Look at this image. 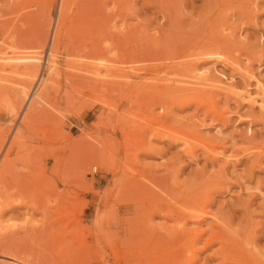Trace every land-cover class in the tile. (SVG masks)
<instances>
[{"label":"rangeland","instance_id":"374dc122","mask_svg":"<svg viewBox=\"0 0 264 264\" xmlns=\"http://www.w3.org/2000/svg\"><path fill=\"white\" fill-rule=\"evenodd\" d=\"M59 1L0 0V264L264 261V111L238 96L256 93L249 72L264 83V0H98L87 19L68 0L54 48ZM214 44L229 65L190 64ZM28 64L40 96L14 113ZM146 194L211 213L178 240L163 215L141 223ZM215 218L239 251L207 244Z\"/></svg>","mask_w":264,"mask_h":264},{"label":"bare ground","instance_id":"6f19581e","mask_svg":"<svg viewBox=\"0 0 264 264\" xmlns=\"http://www.w3.org/2000/svg\"><path fill=\"white\" fill-rule=\"evenodd\" d=\"M85 1V2H84ZM97 1L98 0H96V1H94V0H83L82 1V3H83V6L80 4V6H82L81 7V13H80V11H79V14L81 15V16H90L89 15V13L91 12V9L90 8H92V4L94 5V4H96L97 3ZM102 1V0H101ZM67 2H69L68 0H60L59 1V6H58V11H57V16H56V20H55V22H54V24H53V28H52V35H51V37H50V43H51V45H54V48L56 47V45L59 43V40H60V38H61V35H62V33H61V29H62V27L65 25V21H66V18H67V8H68V5H67ZM94 2H96V3H94ZM99 2V1H98ZM81 3V2H80ZM79 6V7H80ZM90 6V7H89ZM95 6V5H94ZM98 8V7H97ZM93 9V8H92ZM94 9H96V8H94ZM93 12V11H92ZM95 14V13H94ZM80 16V17H81ZM79 17V16H78ZM85 17V18H86ZM85 18H83V19H85ZM76 19V18H75ZM80 19H82V17L80 18ZM87 19V18H86ZM77 21V20H76ZM83 21V20H82ZM91 21V20H90ZM78 22H80V21H78ZM86 22V21H85ZM85 22H84V24H85ZM97 23H98V21H97ZM101 23V22H100ZM79 24V23H78ZM80 24H83V23H81L80 22ZM91 25V24H90ZM93 25V24H92ZM97 25V24H96ZM100 25H103V24H100ZM89 26V25H88ZM87 26V27H88ZM91 27V26H90ZM79 28V27H78ZM85 29V28H84ZM95 29V28H94ZM86 30V29H85ZM91 30V29H90ZM96 30V29H95ZM95 30H91L92 32L93 31H95ZM82 31H83V29H82ZM98 31V30H97ZM77 32V31H76ZM88 32V31H87ZM82 33V32H81ZM85 35H88V34H85ZM45 36V35H44ZM84 36V35H83ZM89 36V35H88ZM120 36V35H119ZM121 37H123V35H121ZM46 39V38H45ZM154 39V38H153ZM44 40V39H43ZM217 40L218 39H216V42H217ZM219 41V40H218ZM155 42V41H154ZM215 42V43H216ZM219 43V42H218ZM217 43V44H218ZM216 44H214V46H215ZM220 46H221V43L219 44ZM218 45V46H219ZM213 46V47H214ZM219 46V48L221 49L222 47H220ZM39 47V46H38ZM212 46L210 47V48H204V49H202V50H198V52H196V53H192L193 55H191V53L190 54H188V55H191V57L192 56H194V55H196L197 56V58H196V60L194 59V57H190L191 58V60H193L192 61V63H190L191 65H195V63L199 60V61H201V59H203V58H215V60L216 59H218L219 58V60H220V62H223L224 63V61L227 63V60L225 59V58H227V57H221L222 55H224L225 56V54H223L222 53V55H221V53H220V50L218 49V47H214L213 48ZM187 49V48H186ZM198 49V48H197ZM200 49V48H199ZM55 50V49H54ZM194 50V49H193ZM91 51V50H90ZM221 51H223V49H221ZM225 52V51H224ZM34 53V52H33ZM92 53V52H91ZM183 53H185V52H183ZM226 53V52H225ZM31 54V53H30ZM177 55H179L178 53H177ZM227 55V54H226ZM52 56V55H51ZM51 56H50V58H51ZM34 56L32 55H30L29 57H27L29 60L31 59H34L33 58ZM176 57V56H175ZM54 58V57H53ZM174 58V57H173ZM181 58V57H180ZM232 58V57H231ZM12 59V58H11ZM86 59V58H85ZM186 59V58H185ZM51 60H52V58H51ZM175 60H177V59H175ZM180 60V59H179ZM195 60V61H194ZM205 61H207L206 59H204ZM218 60V61H219ZM232 59H230V61H231ZM42 61V60H41ZM198 61V62H199ZM203 61V60H202ZM30 62V61H29ZM33 62V61H32ZM111 62V61H110ZM113 62V61H112ZM174 62V61H173ZM184 62V61H183ZM185 62H186V60H185ZM184 62V63H185ZM197 62V63H198ZM28 63V62H27ZM119 63V62H118ZM181 63V62H180ZM222 63V64H223ZM230 63V62H229ZM232 63H233V60L231 61V65H232ZM122 64V63H121ZM175 64V63H174ZM186 64H189V61L186 63ZM225 64V63H224ZM240 64V63H239ZM31 65V64H30ZM193 65V66H194ZM227 65H229L228 63H227ZM233 65H235V64H233ZM175 66V65H174ZM190 66V65H189ZM188 66V67H189ZM76 67V66H75ZM78 67V66H77ZM88 67V66H87ZM112 67V66H111ZM235 67V66H234ZM114 69H116V67H113ZM168 68V67H167ZM172 68V67H171ZM195 68V67H194ZM47 69H48V67H47ZM97 69V68H96ZM95 69V70H96ZM107 70L106 71H109V70H111L109 67H107L106 68ZM178 69V68H177ZM238 69V68H237ZM90 70V69H89ZM123 70V69H122ZM166 70H169V69H166ZM179 70V69H178ZM182 70V69H181ZM194 70H196V69H193V71ZM235 70V69H234ZM113 71L114 70H112V73H113ZM174 71H175V69H174ZM16 72V71H15ZM97 72V71H96ZM95 72V73H96ZM110 72V71H109ZM119 72V71H118ZM173 72V71H172ZM233 72V71H232ZM235 72V71H234ZM241 72V71H240ZM243 72H245V71H243ZM252 72V71H251ZM21 73H23V72H21ZM25 73V76H26V80L24 81V82H26V84L24 83V86L23 85H20V89H18L19 91H18V93H20V101L19 102H17L16 103V105H13L12 106V111L11 112H18V109H20L19 108V106L21 107V103L25 100V101H28L29 102V104H31L32 103V99L35 97L34 95H36V96H38L39 95V87L42 85V82H41V76L38 74V65H33V66H29V64H28V67H27V71L26 72H24ZM23 73V74H24ZM116 73V75H117V71L115 72ZM128 72H126V74H127ZM194 73V72H193ZM111 74V73H110ZM119 74V73H118ZM125 74V73H124ZM176 74V73H175ZM120 75V74H119ZM172 75V74H171ZM179 75V74H178ZM238 75V74H237ZM124 77H125V75H123ZM110 77H111V75H110ZM171 77H174V76H171ZM192 77V76H191ZM245 77H247L249 80H250V78L252 79H254L255 78V81H256V85H255V90H256V93L255 94H252V91L250 92L247 88H245V90L241 93V94H239L238 96H240V98H242V100H247L246 101V103L248 102L249 103V105H253V104H257L258 106H259V109L260 110H262V111H264V83H262L261 81H259L258 79H256V77H254V75L253 74H251L250 72H249V74L246 76L245 75ZM127 78H128V76H127ZM168 78V77H167ZM193 78V77H192ZM3 79V78H2ZM168 79H170V78H168ZM18 80H20V79H18ZM179 80H180V78H179ZM196 80V79H195ZM23 81V80H22ZM175 81H177V79L175 80ZM181 81V80H180ZM16 82V81H15ZM19 82V81H18ZM37 82V84H36V86L35 87H37V85H38V88H35L34 90H32V86H33V84L34 83H36ZM106 82V81H105ZM112 82V81H111ZM119 82V81H118ZM174 82V81H173ZM178 82V81H177ZM176 82V83H177ZM190 82V81H189ZM19 83H22V82H19ZM113 83V82H112ZM122 83V82H121ZM171 83V82H170ZM175 83V82H174ZM175 83V84H176ZM179 83V82H178ZM184 83V82H183ZM194 83H195V81H194ZM194 83H193V85H194ZM197 83V82H196ZM249 83V82H248ZM188 84V83H187ZM191 84V83H190ZM199 84H201V83H199ZM199 84H198V86H199ZM255 84V83H254ZM26 85V86H25ZM35 85V84H34ZM174 85V84H173ZM208 85V84H207ZM44 86V85H43ZM113 86H114V84H113ZM119 86V85H118ZM118 86H114V87H118ZM185 86V85H184ZM209 86V85H208ZM177 87H179V86H177ZM183 87V86H182ZM182 87H179L180 89L182 88ZM186 87V86H185ZM185 87L184 88H182V89H185ZM54 88V87H53ZM173 88H175V87H173ZM179 88H177V89H179ZM187 88V87H186ZM193 89H194V87H192ZM192 88H190V89H192ZM198 88V87H197ZM240 89V88H239ZM247 89V90H246ZM185 90H187V89H185ZM201 90V89H200ZM255 92V91H254ZM253 92V93H254ZM10 96V95H9ZM40 96V95H39ZM37 98V97H36ZM11 100V99H10ZM19 100V99H18ZM40 100V99H39ZM44 100V99H43ZM43 100H41L42 102H43ZM5 102H8V100L7 101H5ZM34 102H36V100H34ZM9 103V102H8ZM41 103V102H40ZM40 103H39V105H40ZM14 104V103H13ZM28 104V106L30 107V105ZM38 106V105H37ZM257 106V107H258ZM29 107H28V110H29ZM34 107V106H33ZM32 107H30V109H31ZM38 108V107H37ZM88 108H90V107H88ZM33 109H35V108H33ZM26 110H27V108H26ZM32 110V109H31ZM46 110V109H45ZM34 111V110H33ZM40 111V110H39ZM261 111V112H262ZM26 112V111H25ZM31 111H29V113H30ZM37 112V111H36ZM42 111H40V113H41ZM48 112V111H47ZM22 113H24V112H22ZM27 113V115H29V113L28 112H26ZM25 113V114H26ZM43 113H45L44 111H43ZM50 113V112H49ZM262 113H264V112H262ZM13 114V113H12ZM25 114H23L24 116H25ZM42 115V114H41ZM44 115V114H43ZM24 116H22L21 118H24ZM27 117H32L31 115L30 116H27ZM35 117V116H34ZM46 117V116H45ZM26 118V117H25ZM56 118V117H55ZM31 119V118H30ZM29 119V120H30ZM41 119V118H40ZM24 121H25V119H23ZM26 120H28V119H26ZM37 121V120H36ZM27 122V121H26ZM25 122V123H26ZM38 122V121H37ZM36 123V122H35ZM24 124V123H23ZM21 131H22V129L20 130V131H18L17 132V139L19 138V135L21 134ZM53 131V130H52ZM52 131H50V132H52ZM55 131V130H54ZM53 131V132H54ZM59 131V130H58ZM41 132V131H40ZM43 134V133H42ZM183 134V133H182ZM40 135V134H39ZM38 135V136H39ZM56 135H58L57 134V132H56ZM60 135V134H59ZM94 138V137H93ZM16 139V140H17ZM185 138H183V141H185V142H182L183 144H185L184 146H188V148L187 149H189V148H191V144H190V142L188 141L189 139H187V140H184ZM193 139L194 140H199L200 139V137L198 138H196V137H193ZM20 140V139H19ZM182 140V139H181ZM202 140V139H201ZM18 141V140H17ZM186 141L187 142H189L188 144L186 143ZM73 142V141H72ZM71 142V143H72ZM205 142V141H204ZM210 142V141H209ZM75 143V142H74ZM77 143V142H76ZM201 143H202V145H205V147L204 148H207L206 150H209L212 154H215V149H214V145L213 144H211V143H207V142H205V143H203V141H201ZM19 144V143H18ZM187 144V145H186ZM75 145V144H74ZM77 145V144H76ZM91 144H89L88 146H90ZM66 148V147H65ZM186 148V147H185ZM259 148V147H258ZM93 149V148H92ZM10 150V149H9ZM73 150V149H72ZM86 150V149H85ZM69 151V150H68ZM95 151V150H94ZM93 151V152H94ZM145 151H147V150H145ZM191 151H192V149H191ZM260 151L262 152V148H260ZM92 152V151H91ZM72 153V152H71ZM187 153H189V152H187ZM191 153V152H190ZM89 155H92V154H89ZM94 155V154H93ZM77 157V156H76ZM90 157V156H89ZM3 166V165H2ZM1 167V166H0ZM1 174H3V173H1ZM1 174H0V177H1ZM2 178V177H1ZM1 181V180H0ZM1 182H3V181H1ZM0 182V183H1ZM160 182V181H159ZM144 185V184H143ZM143 185H141V186H143ZM218 185V184H217ZM145 186V185H144ZM214 186V185H213ZM220 186V185H219ZM169 187V186H168ZM162 188V187H161ZM163 189H167V188H163ZM169 190H172V188L171 189H169ZM219 190V189H218ZM143 192V191H142ZM141 192V193H142ZM149 192H151V191H149ZM149 192L147 193V194H149ZM193 192V191H192ZM201 193V192H200ZM142 194H144V193H142ZM146 194V195H147ZM179 194V193H178ZM181 194V193H180ZM193 194V193H192ZM156 195V193H154V196ZM170 195V194H169ZM147 196H149V197H151V194L150 195H147ZM158 196V195H157ZM143 197H145V196H143ZM143 197H141V198H143ZM160 197V196H159ZM158 197V198H159ZM181 197V196H180ZM187 197V196H186ZM201 197V196H200ZM209 197V196H208ZM207 197V198H208ZM155 198V197H154ZM157 198V197H156ZM156 198H155V200H156ZM176 198H177V196H176ZM185 198V197H184ZM193 198H194V196H193ZM146 199H148V197L146 198ZM150 200H146V202L143 204V203H140V209H138L137 208V210H140L141 212L143 211V212H145L146 213V215H145V213L143 214V215H145L144 217H140L141 218V223L144 225V222L146 223V224H151L152 223V220H153V217L155 216V215H159V216H162L163 215V217H164V219H167V220H170V221H172V225H171V229H172V231H174V232H178L177 233V236H175L174 235V237L176 238V239H178V240H180V234H179V232H181V231H183L184 230V227H185V225H186V223H187V221H190V220H193V221H195L194 223H195V225H196V227L199 225V223L200 222H203L204 221V219L206 218V217H208L209 215H210V213L211 212H207V210L205 211V206L204 205H200L199 203H198V205H197V203L196 204H193V203H191L190 202V204L191 205H182V203L181 202H175V204H172V203H166V202H163L164 200H163V198H162V200H160V203H158L157 201L158 200H154L153 199V196L151 197V198H149ZM178 199V198H177ZM192 199V198H191ZM196 198H194L193 199V201L195 200ZM199 199V198H198ZM169 200V199H168ZM176 200V199H175ZM183 200V199H182ZM190 200V199H189ZM205 200V199H204ZM141 201V200H140ZM142 201H144L143 199H142ZM183 201H185V200H183ZM207 201V200H206ZM163 202V203H162ZM168 202V201H167ZM171 202H173V201H171ZM195 202H198V200L197 201H195ZM211 202V201H210ZM209 202V203H210ZM207 203V202H206ZM200 205V206H199ZM141 209H144V210H141ZM80 210V209H79ZM136 210V212H138ZM141 214V215H142ZM213 215V214H212ZM116 216V215H115ZM146 220H145V219ZM224 220V219H223ZM226 221H222V220H220V219H218V218H215L214 219V224H213V226H212V235L210 236V238L207 240V244L208 245H210L211 243H214V242H217L218 244H219V246L218 247H220L219 249H223V250H226L227 251V253L228 254H230L233 250H234V247L235 246H237L236 245V243H235V241L233 242V237H231V236H233L231 233V231H230V229L229 228H227V226L228 225H226L227 223H225ZM229 222V221H228ZM207 223V222H206ZM212 223V222H211ZM230 223V222H229ZM143 225L142 226H139L140 228H141V230H143L144 228H142L143 227ZM169 225V224H168ZM201 225V224H200ZM230 225V224H229ZM157 227V226H156ZM168 227V226H167ZM229 227V226H228ZM139 228V229H140ZM150 228H153V227H151V225H150ZM232 228V227H231ZM157 229H158V227H157ZM171 229H170V231H171ZM149 230H151V229H149ZM164 231V230H163ZM187 231H189V230H187ZM141 232V231H140ZM143 232H144V230H143ZM145 232H148V231H146V229H145ZM154 232H156V231H154ZM161 231H159V233H160ZM184 233H186V231L184 230L183 231ZM191 232V231H190ZM231 232V233H230ZM159 233H156L154 236H156V237H160V238H162V237H165L166 238V235H164V236H157V235H159ZM166 233V232H165ZM165 233H162V234H165ZM168 233V232H167ZM166 233V234H167ZM171 233V232H170ZM173 233V232H172ZM182 233V232H181ZM233 233H235V232H233ZM140 234V233H139ZM148 234H150V233H147V235ZM151 234H154V233H151ZM174 234V233H173ZM179 234V235H178ZM186 234H188L189 235V232H187ZM202 234V233H201ZM242 234V233H241ZM144 235V234H143ZM145 235H146V233H145ZM198 235H200V234H198ZM169 236H171V235H169ZM183 236V238H185V235H181V237ZM187 236V235H186ZM196 236V235H195ZM201 236V235H200ZM199 236V237H200ZM173 237V238H174ZM188 237V236H187ZM191 237V236H190ZM190 237H188V238H190ZM198 236H196V238H197ZM142 238V237H141ZM151 238H153L152 236H151ZM151 238H149L150 239V241L152 240ZM160 238H158L157 239V242H159V243H161V241L163 240H161ZM164 238V239H165ZM170 238V237H169ZM174 238V239H175ZM182 238V239H183ZM195 238V237H194ZM204 238V237H203ZM234 238H236V237H234ZM143 239V238H142ZM172 239V238H171ZM173 239V240H174ZM175 239V240H176ZM198 239V238H197ZM205 239V238H204ZM161 240V241H160ZM196 240V239H195ZM238 240V239H237ZM236 240V241H237ZM163 241H165V240H163ZM245 241V240H244ZM251 241V240H250ZM151 242H154V240H152ZM157 242L155 241V243L157 244ZM191 242H193V239H192V241ZM255 242V241H254ZM155 243H152V244H154L155 245V248H157L156 246H158V245H156ZM216 243V244H217ZM234 243V244H233ZM237 243L239 244V242L237 241ZM242 243V242H241ZM143 245H145V243H142ZM148 244V243H147ZM146 244V245H147ZM151 244V246H154V245H152ZM248 244V243H247ZM251 244V243H250ZM149 245V244H148ZM147 245V246H148ZM182 245V244H181ZM191 245V244H190ZM208 245H206V246H208ZM235 245V246H234ZM242 245H243V243H242ZM146 246V247H147ZM150 246V247H151ZM159 247V246H158ZM187 247V246H186ZM192 247V246H191ZM238 247V246H237ZM241 247V246H240ZM244 247H245V245H244ZM244 247H242L241 249H243ZM149 248V247H148ZM147 248V249H148ZM247 248V247H246ZM257 248V247H256ZM218 249V250H219ZM152 250V249H151ZM217 250V251H218ZM237 250H238V248H237ZM237 250H235V251H237ZM220 251V250H219ZM218 251V252H219ZM235 251H233L232 253H235ZM239 251V250H238ZM145 252V251H144ZM147 252H149V250H147ZM221 252V251H220ZM225 252V251H224ZM224 252H222V253H224ZM142 253V252H141ZM158 253V252H157ZM231 253V254H232ZM239 253V254H238ZM144 254V253H143ZM148 254V253H147ZM221 254V253H220ZM237 256H233L232 255V258H231V255H229L230 256V258H231V260H233V263L232 264H264V261H254L253 259H251V257H248L247 255H245V253L242 251V252H237ZM146 255V254H145ZM224 255H225V253H224ZM224 255H222V256H224ZM143 256V255H142ZM141 256V257H142ZM146 257V260H147V257H149V255L147 256H144L143 258H145ZM152 257V259L154 258L153 256H151ZM155 257H157V255L155 256ZM228 257V256H227ZM255 257H257V256H255ZM117 258V257H116ZM150 258V257H149ZM193 258V257H192ZM119 259V258H118ZM162 259V258H161ZM259 259H260V257H259ZM142 260H144V259H142ZM227 260V259H226ZM150 261V260H149ZM230 261V260H229ZM151 263H153L152 261H150ZM150 262H149V264H150ZM160 261H158V263H159ZM143 263L144 264H148V262L147 261H143ZM155 264H156V262H154Z\"/></svg>","mask_w":264,"mask_h":264}]
</instances>
